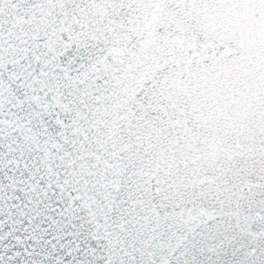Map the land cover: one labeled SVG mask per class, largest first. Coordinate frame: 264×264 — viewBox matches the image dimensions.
Wrapping results in <instances>:
<instances>
[{"label": "snow or ice", "instance_id": "obj_1", "mask_svg": "<svg viewBox=\"0 0 264 264\" xmlns=\"http://www.w3.org/2000/svg\"><path fill=\"white\" fill-rule=\"evenodd\" d=\"M0 264H264V0H0Z\"/></svg>", "mask_w": 264, "mask_h": 264}]
</instances>
